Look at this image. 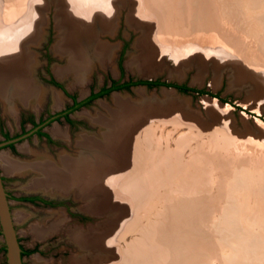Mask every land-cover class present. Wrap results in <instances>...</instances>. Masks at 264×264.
<instances>
[{
	"label": "rangeland",
	"instance_id": "obj_1",
	"mask_svg": "<svg viewBox=\"0 0 264 264\" xmlns=\"http://www.w3.org/2000/svg\"><path fill=\"white\" fill-rule=\"evenodd\" d=\"M144 1L113 0L115 4L112 3L111 15H108L105 21L109 17H113L114 25L112 29L108 30L98 28L96 40L93 41L104 42L109 45L111 50L109 58L102 60L100 53L92 49V44L87 46L89 65L80 76L82 80H79L75 79L71 71H67L68 74L63 71L72 58L69 51H63L59 48V44L62 43L63 36L65 37L67 32L65 27H62L60 19L64 15L67 17L65 0H0V18L2 19L0 27H5V34L7 33L8 36L10 34V37L4 39L12 40L10 42L15 43L18 39H24L21 38V34L26 37L24 39L27 42L25 49L31 57L28 63L31 68H29V74L33 79L35 78V82L46 88L37 107L25 106L15 99L13 101V105H15L13 114L5 109L0 99V129L9 128L12 133L16 132L19 130L18 122L22 116L29 113L33 114L35 111L39 113L43 111L56 112L72 102L69 95L83 99L92 91L97 92L102 86H108L112 80L120 83L160 80L174 84H185L195 89L201 88L211 93V95L192 91L183 93L173 87L163 85L156 87H147L142 84L132 85L128 89L113 90L107 95L95 98L87 105L71 113L70 118L75 122L73 128L68 127L63 120L48 124L45 127L46 131H50L54 125L66 131L68 142L62 140L63 142L59 143L62 147L47 146L43 140L36 137L19 142L17 147L24 145L27 149L21 150V152L19 150L13 153L14 155L9 152L8 147H1L0 152H7L15 159L31 160L36 157V152L42 153L40 155H45L44 152H47L46 154L56 158L59 151L71 155L80 152L79 146L77 147L75 144L79 133L84 131L96 134L99 131L100 127L97 122L91 119V116H95L94 119L97 116V118L107 117L109 120L116 116V119L112 120L123 119L125 126H129L130 129L134 125L136 127H134L135 131H130L128 127L127 129L123 126L130 133L125 132V130L120 133V136L121 134L125 137L128 135L126 138L131 136V139L136 140L135 147L138 146L136 147L138 153L135 154L137 157L133 158V165L136 166V169L132 166L129 168L132 171L130 170L129 173L128 170L124 171L127 173L124 176V172L122 173L120 170H123L122 165L126 162L124 158V160L122 159L121 154H117V159L113 163L106 165L112 167L117 162L112 168L115 173L117 171L116 177L110 183L115 182L117 184L118 182L116 187H119L113 188L114 186L111 184L104 193L108 192L110 195L112 193L110 189H118L120 191L112 193V197L117 200V197L120 196V199L116 202H107L110 205L106 203L104 212L100 211L101 213L94 214V220L85 223L80 224L71 219L62 207L49 208L21 201L20 197L26 195L42 194L46 196L49 194L41 190H29L26 187L30 178L36 174L35 172L23 174L15 171L5 172L0 166V171L5 177V187L10 198L9 207L18 240L20 246L27 252L23 256V264H40L35 258H38L43 264H108L105 261L112 259L113 264H134L132 245L137 246L139 238L136 237L143 238L140 241H145L148 240L147 236L149 235L154 236L153 242L155 244L152 245L158 247L153 249L152 246L151 254L154 253V257L149 254L150 256H146V259L143 260V264L145 262L146 264H226V262L227 264L228 262L230 264L232 262V264H245L247 261H250L247 264H258L259 261V264H264V0H178L179 3L177 0H170L171 6L177 4L172 7L173 15L171 13L170 17H165L166 12L163 5L153 2L152 5L154 6H151L150 3L148 7H145ZM135 3H138L137 8ZM182 4L186 5L183 6L184 9L181 8ZM174 10L178 15L175 16ZM134 13H137L135 14L136 19H132ZM18 14L21 16L19 17ZM4 16L8 17L10 24ZM171 16L176 18V23ZM19 19H23L25 23L19 24ZM191 19L193 21L190 22ZM210 22L212 25H209ZM170 23L172 24L170 25ZM193 27H198L200 31L198 32ZM205 34H207V38ZM145 36L147 44L154 52L150 57H147L144 46L138 45L141 38ZM186 37L187 39H185ZM188 37H192L191 40ZM204 38L206 41L203 40ZM164 39H169L170 43ZM208 40H212L210 41L211 44ZM173 44L176 45V48ZM181 52L185 56L183 59L177 56ZM134 56L138 59L131 61L130 58ZM143 57L145 58L142 60ZM148 58L150 63H147ZM239 66L241 69L238 70L237 67ZM59 69L63 71L61 76ZM50 76H54L63 88L49 84L47 80ZM52 90H56L60 94L61 102L58 105H54ZM111 109L115 112L111 113ZM125 111L131 112L128 114L130 119L125 117L127 116ZM85 112H88L89 116H86ZM120 115L124 117L122 118ZM66 126L67 130L65 129ZM132 132L137 137L136 135L132 136ZM215 144L218 146L214 148ZM112 148L115 150V144ZM212 148H214L213 151ZM159 150L162 151L158 152ZM151 151L153 153L156 151V155ZM208 151L211 153L215 151L214 154L216 155L211 153L206 155ZM139 159L140 161H138ZM118 160H121L122 164ZM151 160H154L156 165L153 163L150 165L152 170L145 171L150 168ZM157 162H159L160 167ZM145 164L147 167H143ZM102 166L106 167L105 165H96L93 168L91 166L90 171L99 173L103 169ZM155 166L157 171L154 170ZM163 168L166 171L162 170ZM90 171L88 172L91 173ZM152 171L157 173L155 177L154 174L151 175ZM152 176L154 178L151 181ZM119 178L122 186L119 183ZM216 179L218 180L216 181ZM145 180L148 182L145 183ZM130 181L132 182L130 186L134 185L136 188L133 186L132 190L128 189V187L130 188L128 185ZM171 193L175 194L172 196ZM96 195L100 196L101 194ZM165 195L170 196L163 198ZM53 196L71 200L70 206L75 211H86L85 207L84 209L82 207L86 204L85 200L75 197L72 192L66 195L56 194ZM203 196L204 198L206 196V200L209 201H206ZM138 198L139 202H137ZM257 208L258 210H256ZM163 210H165V215H161ZM159 212L160 217L156 216ZM172 214L178 215V221ZM120 218L121 220H118ZM171 219L175 220L176 223ZM157 222H164L165 224L161 225L166 226L167 229ZM54 223H56L55 229L53 228L51 231L48 228L41 235L33 229V226L50 227ZM147 224L151 227L149 228ZM159 225L166 230H163ZM91 226L97 229H93L94 231L106 233L104 234L107 235L105 242L112 239V242L106 244L105 249H99L95 245L81 249L71 238L76 232L79 234L88 232ZM171 226H175V229ZM113 228L116 229V232ZM158 228L161 229V233ZM145 229L148 230L145 231ZM170 229H172V233ZM149 230L151 232H148ZM156 230L160 233L159 240V233ZM162 231H167L165 233L167 236L165 234L163 236ZM113 232L116 235L113 234L112 237ZM109 237H111L110 240ZM134 240L137 241L134 243ZM130 242H133L132 245H129ZM148 242L151 244L150 241ZM149 257L153 261H150ZM237 259L239 260L237 261ZM103 260L104 263H102ZM138 260L139 258H136L135 261ZM5 263V246L0 237V264Z\"/></svg>",
	"mask_w": 264,
	"mask_h": 264
},
{
	"label": "bare ground",
	"instance_id": "obj_2",
	"mask_svg": "<svg viewBox=\"0 0 264 264\" xmlns=\"http://www.w3.org/2000/svg\"><path fill=\"white\" fill-rule=\"evenodd\" d=\"M137 1V0H136ZM175 1V0H174ZM183 1V0H182ZM204 1V0H203ZM153 2H157L158 5H163L165 8V17L168 16L170 17L171 13L173 15V6H171V3H170V0H145L144 1V4H145V7H148L149 4L151 6H154L152 5ZM177 2L179 3V1L177 0ZM176 2V3H177ZM112 3L113 0H65V5L67 6V17L64 15V17H60L61 19V24L63 25L62 27H65V29L67 30L66 34H65V37L63 36V41H61L62 43L59 44V48L63 51H69L72 55V58H71V61H70V58H69V63H68V66H66L64 68L63 71L67 72V71H71L73 73V76L75 77V79H79V80H82L80 79L81 77V74L87 70V67L89 65V62H88V56L87 55V50H86V47L89 46L90 44H92V49L94 51H96L97 53H100V55L102 56V60H105L106 58H109V53H110V47L109 45L105 44L104 42H93L94 40H96V36H97V33H98V28L101 29V30H108V29H112L113 25H114V19L113 17H109L107 21H105V18H107L108 15H111V12H112ZM142 3V2H141ZM181 3H184V2H181ZM180 3V4H181ZM215 3V2H214ZM213 3V4H214ZM233 3V2H232ZM115 4V3H114ZM155 4V3H154ZM173 4V3H172ZM137 5L138 3H135V7L137 8ZM177 5V4H176ZM175 5V6H176ZM185 5V4H184ZM183 4L181 5L183 8L184 6ZM191 5V4H190ZM21 6V5H20ZM141 6V5H140ZM157 6V5H156ZM186 6V5H185ZM9 7V6H8ZM209 7V6H208ZM6 8V7H5ZM10 8V7H9ZM162 8V9H163ZM8 9V8H7ZM176 9V8H175ZM184 9V8H183ZM141 10V9H140ZM176 10H179L178 8ZM11 12V9L9 10ZM13 11V10H12ZM22 11V10H21ZM143 11V10H142ZM183 11V10H182ZM186 11V10H185ZM184 11V12H185ZM203 11V10H202ZM19 12V11H18ZM137 12V11H136ZM175 12V10H174ZM188 14H190L189 11H187ZM116 13V12H115ZM183 13V12H182ZM181 13V14H182ZM201 13V12H200ZM11 14V13H10ZM27 14V13H26ZM135 14L137 13H134V16H132V19H136L135 18ZM175 16H176V12L174 13ZM184 14V13H183ZM193 14V13H192ZM24 17H25V14L23 13ZM153 15V14H152ZM178 15V14H177ZM199 15V14H198ZM6 16V15H5ZM4 16V17H5ZM19 16V14H18ZM18 16L17 19H18ZM21 16V14H20ZM19 16V17H20ZM146 16V15H145ZM181 16V15H180ZM172 17V16H171ZM174 17V16H173ZM172 17V18H173ZM183 17V16H181ZM192 17V16H191ZM190 17V18H191ZM6 19L8 17H5ZM4 18V19H5ZM22 18V17H21ZM164 18V17H163ZM186 18V17H185ZM189 18V19H190ZM16 19V20H17ZM171 19V18H170ZM187 19H188V16H187ZM194 19V17H193ZM193 19L190 20L193 21ZM1 18H0V23H1ZM8 20V23L10 24L9 22V19ZM6 20V21H7ZM20 20V23L19 24H24L25 22L23 21V19H19ZM26 20V19H25ZM176 18H173V21L176 23ZM12 21V20H10ZM166 21V20H165ZM172 21V22H173ZM189 21V20H188ZM3 22V21H2ZM146 22V21H145ZM148 22V20H147ZM146 22V23H147ZM167 22V21H166ZM173 22V23H174ZM186 22V21H185ZM185 22H184V26H185ZM7 23V22H5ZM4 23V24H5ZM28 23V22H27ZM194 23V22H193ZM3 24V25H4ZM172 23H170L171 25ZM196 24V23H195ZM29 25V24H27ZM164 25V24H163ZM166 25V23H165ZM165 25L163 26L165 28ZM191 25V24H190ZM209 25H212V23L210 22ZM2 26V25H1ZM22 26V25H21ZM59 26V25H58ZM174 26V25H173ZM186 26H187V22H186ZM185 26V27H186ZM193 26V25H192ZM197 26V25H196ZM9 27V26H8ZM23 27V26H22ZM7 28V27H6ZM194 28V27H193ZM196 28V27H195ZM194 28V29H195ZM25 29V28H24ZM182 29V28H181ZM191 29V28H190ZM198 30V32L200 31V29L197 27L196 28ZM5 30V27H0V99L2 100L4 106H5V109L13 114V111H14V106L13 105V101L15 99H17L16 101L20 102L21 104L25 105V106H29V105H32V107H37L39 105V102H40V98H41V95L46 91V88L45 87H42L40 86L37 82H35V78L33 79L30 74H29V66H28V63L31 59L30 57V54L26 51L25 49V44L27 43L26 41H24V39H26V37L22 36L21 34V38H24V39H21V40H17L15 41V43H11L12 40L10 41H7L5 40L4 38L5 37H10V34L8 36V34L4 32ZM22 30V29H21ZM159 30V29H158ZM163 30V28H162ZM20 31V30H18ZM193 31V30H192ZM9 32V31H8ZM21 32V31H20ZM24 32V35H25V30L23 31ZM64 32V31H63ZM62 32V33H63ZM195 32V30H194ZM194 32H192V34H194ZM191 34V31L189 32ZM201 33H204V32H201ZM210 33H211V30H210ZM163 34V33H162ZM189 34V35H190ZM200 34V33H199ZM20 35V34H18ZM187 35V34H186ZM196 35V34H195ZM207 34H205V37L207 38L206 36ZM209 35V34H208ZM14 36V35H13ZM160 36H162L160 34ZM159 36V37H160ZM164 36V34H163ZM162 36V38H164ZM12 37V36H11ZM16 37V36H15ZM18 37V36H17ZM158 37V36H157ZM184 37V36H183ZM213 37V36H212ZM190 40L192 37H188ZM206 38H204L203 40H205ZM209 38V37H208ZM219 38V36H218ZM150 39V38H149ZM161 39V38H160ZM172 39V38H171ZM187 39V37L185 38ZM152 40V38L150 39ZM166 41H169V39H164ZM193 40V39H192ZM200 40H201V36H200ZM202 40V42H203ZM222 40V39H220ZM138 41V40H137ZM149 41V40H148ZM165 41V42H166ZM206 41V40H205ZM209 41V40H208ZM212 41V40H210ZM209 41V43L211 44V42ZM219 41V40H218ZM217 41V42H218ZM14 42V41H13ZM179 42V41H178ZM152 43V42H151ZM167 43V42H166ZM170 43V41H169ZM214 43V41H213ZM223 43V42H222ZM191 44V42H190ZM195 44V43H194ZM217 44V43H216ZM138 45H142L144 46V51L145 53L148 55L147 57H150V55H153L151 51V47H149V44H147V38L146 36L144 38H141V42L138 43ZM163 45V44H162ZM175 45V44H173ZM178 45V44H177ZM220 45V44H219ZM179 46V45H178ZM177 46V47H178ZM182 46V45H181ZM187 46V45H186ZM190 46V45H189ZM202 46V45H201ZM200 46V47H201ZM221 46V45H220ZM223 46V45H222ZM225 46V45H224ZM112 47V46H111ZM216 47L218 48V46L216 45ZM137 48V47H136ZM175 48H176V45H175ZM180 48V46H179ZM220 48V47H219ZM222 48V47H221ZM154 49V48H152ZM181 50H183V48H181ZM190 50V49H189ZM179 51V50H178ZM184 51V50H183ZM222 51V49H221ZM220 51V52H221ZM225 51V50H224ZM60 52V50H59ZM186 52V51H185ZM191 52V51H190ZM223 52V51H222ZM229 52V51H228ZM61 53V52H60ZM66 53V52H65ZM154 53V52H153ZM187 53V52H186ZM217 53V52H216ZM227 53V52H226ZM63 54V53H62ZM221 54V53H220ZM224 54V53H222ZM99 55V56H100ZM225 55V54H224ZM229 55V54H228ZM132 56V55H131ZM156 55H154L155 57ZM176 56V55H175ZM179 58L183 59L185 56L182 54H178L177 55ZM176 56V57H177ZM153 57V56H152ZM151 57V58H152ZM157 57V56H156ZM232 57V56H231ZM66 58V56H65ZM136 58V59H135ZM145 57L142 58V60L144 59ZM138 58L136 56H134L133 58H130V60H137ZM218 59V57H217ZM230 59V58H229ZM108 60V59H107ZM261 60V59H260ZM233 61V60H232ZM67 62V61H66ZM145 62V61H144ZM147 62V61H146ZM150 59L148 58V62L147 63H150ZM234 62L237 63V61L234 60ZM233 62V64L235 65V63ZM128 63V62H127ZM135 63V62H134ZM239 63V62H238ZM143 64V63H142ZM31 65V64H30ZM238 66V64H236ZM241 65V64H240ZM31 69V68H30ZM237 69H241V67H237ZM61 71V73L59 72L60 76L61 74H63L62 72V69H59ZM88 72V71H87ZM68 74V72H67ZM69 76V75H68ZM82 84V83H81ZM52 94H53V99H54V102L55 104L54 105H58L60 102H61V97H60V94L59 92H57L56 90H52ZM119 96V95H118ZM117 96V97H118ZM116 97V98H117ZM115 102V100H114ZM134 103V102H133ZM123 104V102H122ZM13 105V106H12ZM121 105V104H120ZM124 105V104H123ZM138 105V104H137ZM118 107V106H117ZM126 109V108H124ZM134 111V110H133ZM115 111H112L111 109V113H113ZM126 112V111H125ZM15 113V112H14ZM131 112L130 111H127L126 114L127 116H125L127 119H130L128 118V114H130ZM85 115L86 116H89V113L88 112H85ZM118 115V114H117ZM122 116V115H120ZM136 116V115H135ZM95 116H91V119H93V121L97 122L98 126L100 127L99 128V131L94 134V133H88V132H81L77 135V139H76V145L77 147L79 146L80 148V152L76 155H71V154H67L65 153L64 151H59L57 153V160H55L52 156H49V154H46L44 152L45 155H40L38 154V152H36L35 154V158L31 159V160H19V159H15L13 158L9 153L7 152H0V166L3 168V170L5 172H11V171H15V172H18V173H28V172H35L36 174L34 176H32V178H30V180L28 181V184H27V188H29V190H41L42 192L44 193H47L49 195H56V194H59V195H66L68 193H73L75 197H78L79 199H86V201L88 200V204L85 205V206H82L83 209L85 207V210L89 211V212H96V213H99L100 211L101 212H104V209H105V206H106V203L107 202H116V201H119V197H117V200L114 199L112 197V193H115V192H119L120 190L118 189H110L112 190V193L109 195L108 192L107 193H104L105 190L108 188L109 185L112 184V186H114L113 188H118L116 187L118 185V182L117 184L114 183H110L111 181H114V178L116 177V173L113 171L114 168L113 166L117 163H114L113 166H106L107 164L109 165L110 163H113L114 160H116V156L117 154H121V157L122 159L124 158L125 159V164L122 165L124 168L123 170H119L123 173L124 171H127L128 170V173L130 172L129 168H131L132 166L135 168L136 166H134V157H137V154L138 152L136 151V140L135 139H131V136H129L128 138H126L128 135L125 136H120V133L124 132L125 128H123V126H125V124L123 123V119H117V120H112V119H116L115 117L114 118H110V120L107 118V117H99V118H95ZM111 117V116H110ZM124 116H122L123 118ZM134 117V116H133ZM125 118V119H126ZM134 119V118H133ZM130 122V121H129ZM135 123V122H134ZM140 124V123H139ZM129 125V124H128ZM132 125V124H131ZM133 126V125H132ZM131 126V127H132ZM142 126V125H140ZM126 128L129 126H125ZM134 127L135 125L133 126L132 129H128L130 131L134 130ZM136 128V127H135ZM139 128V126H138ZM137 128V129H138ZM128 130H125V132H129ZM140 130V129H139ZM138 130V131H139ZM51 133L55 136V137H59V138H62L64 140H68L67 138V134H66V131L65 130H62L61 127L57 126V125H54L52 128H51ZM135 131V130H134ZM137 131V130H136ZM130 133V132H129ZM128 133V134H129ZM137 133V132H136ZM130 135V134H129ZM131 135H136L134 132L131 133ZM121 137V138H120ZM125 137V138H124ZM137 137V135H136ZM134 137V138H136ZM144 137V135H143ZM150 137V136H149ZM116 139H117V142H116ZM138 139V138H137ZM218 139V138H217ZM216 139V140H217ZM223 140V139H221ZM144 141V140H143ZM153 141V140H152ZM215 141V140H214ZM138 142V140H137ZM218 142V141H217ZM216 142V143H217ZM152 143V142H151ZM183 143V142H181ZM115 144V150L114 148H112V146ZM218 145L220 144L219 142L217 143ZM217 144L214 145V148L215 146H218ZM139 145V144H138ZM141 145V144H140ZM155 145V144H154ZM180 145V144H179ZM183 144H181L182 146ZM188 145V144H187ZM210 145V144H209ZM208 145V146H209ZM143 147V145H141ZM179 146V147H181ZM184 146V145H183ZM186 146V145H185ZM153 147V146H152ZM192 147V146H191ZM219 147H221L219 145ZM226 147V146H225ZM140 148V147H139ZM166 149H169L167 147H165ZM195 148V147H194ZM212 148V151L213 149ZM19 149L21 150H26V147L24 148V146H20ZM165 149V150H166ZM180 149V148H178ZM196 149V148H195ZM218 149V148H217ZM216 149V150H217ZM139 150V149H138ZM149 150V149H148ZM156 150V149H155ZM158 150V149H157ZM176 150V149H175ZM182 150V149H181ZM32 151V150H31ZM147 151V150H146ZM162 150H159L158 152H161ZM194 151V150H192ZM218 151V150H217ZM227 151V150H226ZM225 151V152H226ZM153 153V151H151ZM177 152V151H176ZM206 152V151H205ZM203 152V153H205ZM156 151H154L153 154H155ZM166 153V152H164ZM172 153V152H171ZM209 152L206 154V155H209ZM215 153V151H214ZM213 152L211 154H214ZM238 153V152H237ZM147 154H148V151H147ZM147 154H145L147 156ZM158 154H162V153H158ZM157 154V156H158ZM190 154V153H189ZM230 154V153H229ZM109 155V156H108ZM139 155V154H138ZM156 155V154H155ZM154 155V157H155ZM163 155V154H162ZM165 156L167 154H164ZM169 155V154H168ZM197 155V154H196ZM216 155V154H214ZM227 155V154H226ZM176 156V155H175ZM191 156V155H190ZM193 156V155H192ZM195 156V155H194ZM193 156V157H194ZM211 156V155H210ZM225 156V155H224ZM223 156V157H224ZM238 156V155H237ZM153 157V159H154ZM164 157V156H163ZM174 157V156H173ZM222 157V158H223ZM145 158V157H144ZM165 158V157H164ZM168 158V157H166ZM176 158V157H174ZM228 158V157H227ZM121 159V160H122ZM123 159V160H124ZM142 159V158H141ZM149 159V158H147ZM147 159H145L147 161ZM151 159V157H150ZM149 159V160H150ZM156 159V158H155ZM169 159V158H168ZM167 159V160H168ZM237 159V158H236ZM121 160L119 161L121 163ZM144 160V163L146 162ZM161 160V159H160ZM166 160V159H165ZM226 160V159H225ZM233 160V159H232ZM140 161V159L138 160ZM154 161V160H153ZM152 160L150 161L151 163L149 164L152 165L154 162ZM159 161V160H157ZM162 161V160H161ZM133 162V163H132ZM156 162V161H155ZM173 162V161H172ZM221 162V161H220ZM224 162V161H223ZM158 166L160 167L159 165V162H157ZM162 163V162H161ZM160 163V164H161ZM236 163V162H235ZM122 164V163H121ZM204 164V163H203ZM243 164V163H242ZM96 165H105L106 167H103L102 170H100L99 173H95L94 171H90V167L92 166L95 167ZM112 165V164H111ZM135 165H138V164H135ZM154 165H156V163H154ZM120 166V167H122ZM141 166V165H140ZM163 166V165H162ZM161 166V167H162ZM241 166V165H239ZM101 167V168H102ZM119 167V166H117ZM143 167H147L146 164L143 166ZM154 167V166H153ZM164 167V166H163ZM206 167V166H205ZM211 167V166H210ZM245 167V166H244ZM99 169V166L97 167ZM158 168V167H157ZM136 169V168H135ZM146 169V168H145ZM151 169V166L150 168L146 169L145 171ZM167 169V168H166ZM233 169V168H231ZM235 169V168H234ZM245 169V168H243ZM96 170V168H95ZM118 170V171H119ZM137 170H140V169H137ZM136 170V171H137ZM152 170V169H151ZM149 170V171H151ZM154 170H156V166L154 168ZM162 170H165L164 168ZM193 170V169H191ZM225 170V169H224ZM88 171H90L91 173H89ZM132 171V170H131ZM141 171V170H140ZM138 171V172H140ZM148 171V172H149ZM157 171V170H156ZM159 171V170H158ZM166 171V170H165ZM221 171V170H220ZM235 171H238V170H235ZM93 172V173H92ZM143 172V171H142ZM219 172V171H217ZM226 172V171H225ZM240 172V171H238ZM244 173H246L245 171H243ZM242 172V173H243ZM126 172H124V176L127 174H125ZM147 173V172H145ZM166 173V172H164ZM163 173V174H164ZM223 173V172H222ZM221 173V175H222ZM243 173V174H244ZM143 174V173H141ZM147 174H150V173H147ZM146 174V175H147ZM154 174V177L157 175V173H151V175ZM159 174L160 171H159ZM158 174V175H159ZM178 174V173H177ZM204 174V173H202ZM217 174V173H215ZM232 174V173H230ZM235 174V173H234ZM119 175V174H118ZM130 175V174H129ZM150 175V176H151ZM179 175V174H178ZM224 175H227V174H224ZM241 175V174H240ZM120 176V175H119ZM139 176V175H138ZM137 176V178H138ZM123 177V176H121ZM120 177V178H121ZM142 177V176H141ZM145 177V176H143ZM153 176L150 178L151 181H152V178H154ZM158 177V176H157ZM198 177V176H197ZM224 177V176H223ZM119 178V179H120ZM147 178V177H146ZM160 178V177H159ZM184 178V177H183ZM191 178V177H190ZM227 178V177H226ZM109 179H112V180H109ZM123 179V178H121ZM121 179L119 180L120 182V185L122 184L121 182ZM132 179V177H131ZM145 179V178H144ZM148 179V180H150ZM219 179V178H218ZM216 179V181L218 180ZM116 180V179H115ZM128 180H130L128 178ZM133 180V179H132ZM143 181V179H141ZM159 180V179H158ZM176 180V179H174ZM204 180V179H203ZM258 180V179H257ZM88 181V182H87ZM117 181V180H116ZM123 181V180H122ZM126 181V180H125ZM135 181V180H133ZM147 180H145V183ZM150 181V182H151ZM178 181V180H176ZM137 182V181H136ZM186 182V181H185ZM212 182V181H211ZM130 183H132L131 181L129 182V186H130ZM135 183V182H134ZM144 183V185H145ZM152 183V182H151ZM184 183V182H183ZM136 184V183H135ZM149 184V183H148ZM168 184V183H167ZM179 184V182H178ZM195 184V183H194ZM133 185V184H131ZM137 185V184H136ZM176 185V184H175ZM211 185V184H209ZM122 186V185H121ZM120 186V187H121ZM126 186V184H125ZM134 186V185H133ZM133 186H130V188L128 187V189H131L132 190V187ZM141 186V185H140ZM139 186V187H140ZM152 186V185H151ZM178 186V185H176ZM212 186V185H211ZM224 186V185H223ZM135 187V186H134ZM199 187V186H198ZM208 187V186H206ZM110 188V187H109ZM124 188V187H123ZM126 188V187H125ZM136 188V187H135ZM156 188V187H155ZM167 188V187H166ZM183 188V187H182ZM192 188V187H191ZM122 189V188H121ZM142 189V188H141ZM139 189V190H141ZM172 189H174L172 187ZM194 189V188H193ZM196 189V188H195ZM210 189V188H209ZM109 190V189H108ZM107 190V191H108ZM177 190V189H176ZM175 190V192H176ZM137 191H138V187H137ZM181 191V190H180ZM179 191V192H180ZM183 191V190H182ZM181 191V192H182ZM191 191V189H190ZM189 191V192H190ZM214 191V190H213ZM133 192V191H132ZM171 192V191H170ZM185 192V191H184ZM188 192V191H187ZM198 192V191H197ZM202 192V191H200ZM204 192V191H203ZM206 192V191H205ZM101 194L100 196H97L96 194ZM110 193V192H109ZM130 193V192H129ZM139 193V192H137ZM136 193V195H137ZM196 193V192H195ZM236 193V192H235ZM107 194V195H106ZM132 194V193H131ZM142 194V193H141ZM144 194V192H143ZM165 194V193H164ZM172 196L175 194V193H171ZM217 194V193H216ZM178 195V194H177ZM193 195H194V192H193ZM207 195V194H206ZM215 195V193H214ZM229 195V194H227ZM238 195V194H237ZM135 196V195H134ZM170 196V195H168ZM168 196H164L163 198H167ZM209 196V195H208ZM129 197V196H128ZM132 197V196H131ZM214 197V196H213ZM212 197V198H213ZM227 197V196H226ZM180 198V197H179ZM204 198V196H203ZM217 198V197H216ZM225 198V197H224ZM162 199V198H161ZM206 200V196L204 198ZM215 199V198H214ZM259 198L257 197V200ZM133 200V199H132ZM136 200V199H135ZM142 200V199H141ZM146 200V203H147V199L145 198ZM163 200V199H162ZM167 200V199H165ZM181 200V199H180ZM208 200V199H207ZM206 200V201H207ZM213 200V199H212ZM211 200V202H213ZM220 200V199H219ZM236 200V199H235ZM143 201V200H142ZM188 201V200H187ZM204 201V202H206ZM209 201V200H208ZM139 202V198H138V201ZM160 202V201H159ZM166 202V201H165ZM191 202V201H189ZM87 203V202H86ZM118 203V202H117ZM116 203V204H117ZM121 203V202H120ZM132 203V202H131ZM183 203V202H181ZM185 203V202H184ZM187 203V202H186ZM227 203V202H226ZM230 203V202H228ZM110 205V203H107V205ZM164 204V202H163ZM121 205V204H120ZM120 205H118L120 207ZM142 205V204H140ZM144 205V204H143ZM150 205V204H149ZM166 206H168V204H165ZM178 205V204H177ZM180 206L182 204H179ZM187 205V204H185ZM197 205V204H196ZM207 206V204H204ZM131 206V205H130ZM174 206V205H173ZM179 206V207H180ZM184 206V204H183ZM189 206V204H188ZM215 206V205H214ZM256 206H257V202H256ZM118 207V209H119ZM196 207V206H195ZM258 207V206H257ZM108 208V207H106ZM121 208V207H120ZM134 208V207H132ZM137 208V207H136ZM176 208V207H175ZM181 208V207H180ZM183 208V207H182ZM199 208L200 205H199ZM127 209V208H126ZM162 209V208H161ZM206 209V208H205ZM160 210V209H159ZM158 210V211H159ZM178 210V209H176ZM184 210H187V209H184ZM190 210V209H188ZM258 210V208L256 209ZM261 210V209H259ZM120 211V210H119ZM161 211V210H160ZM164 211L163 210V213H161V215H165L164 214ZM180 211V210H179ZM100 212V213H101ZM176 212V211H175ZM174 212V213H175ZM191 212V210H190ZM203 212V211H202ZM184 213V212H183ZM129 214V212H128ZM158 214V213H157ZM177 214V213H176ZM217 214V213H216ZM221 214V213H220ZM151 215V214H150ZM180 215V214H179ZM156 216H159L160 217V212L158 215ZM167 216V215H166ZM173 217H176V220L178 221L177 219V216H175L174 214H172ZM211 216H213L211 214ZM124 217V216H122ZM162 217V216H161ZM172 217V218H173ZM180 217V216H179ZM164 218V216H163ZM162 218V219H163ZM129 219V217H128ZM166 219V218H164ZM163 219V220H164ZM182 219V218H181ZM180 219V221H181ZM216 220V218H214ZM219 219V218H218ZM118 220H121L118 219ZM117 220V221H118ZM124 220V219H123ZM172 220V219H171ZM128 221V220H127ZM130 221V219H129ZM160 221V220H158ZM173 222L175 220H172ZM179 221V223H180ZM263 221V220H261ZM120 222V221H119ZM119 222L117 223V225L119 224ZM124 221H122L123 223ZM166 222V221H165ZM170 222V221H169ZM171 222L172 224L176 223V221L173 223ZM199 222V221H198ZM201 222V221H200ZM128 223V222H127ZM160 225L161 224H165L164 222H159ZM157 222V224H159ZM262 223V222H261ZM259 223V224H261ZM43 224V223H42ZM121 224V223H120ZM124 224V223H123ZM154 224V223H153ZM116 225V224H115ZM114 225V226H115ZM127 225V224H126ZM137 225V224H136ZM150 225V224H149ZM159 225V226H160ZM171 225V224H170ZM258 225V224H257ZM113 226V225H111ZM138 226V225H137ZM143 226V225H142ZM148 226V224H147ZM158 226V227H159ZM163 226V225H161ZM160 226V227H161ZM168 226V224H167ZM179 226V225H178ZM261 226H263L261 224ZM56 227V223H54L53 225H51L50 227H43V226H33V229L36 231L37 234H42L44 232L47 231V229L49 228V230L52 231V229L54 228L55 229ZM118 228V226H115ZM146 227V226H145ZM149 227V226H148ZM151 227V225H150ZM149 227V228H150ZM153 227V226H152ZM172 228H174L175 226H171ZM177 227V226H176ZM135 228V227H134ZM141 230L142 228L139 227ZM138 228V229H139ZM162 228V227H161ZM163 228H166V226H163ZM162 228V229H163ZM114 231L116 230L115 228H113ZM153 229V228H152ZM160 230V233H161V229L158 228ZM167 229V228H166ZM166 229H163V230H166ZM175 229V228H174ZM94 230H97V229H94ZM92 228L88 230V232L84 233V234H79L78 232L74 233V236H72L71 238L75 240V242L77 243V245L80 246L81 249H85L87 247H89L90 245H95L97 248L99 247V249H105L106 247V244L109 243L112 239L111 237H109V240L110 241H106L105 242V238L106 236L104 234V232H97V231H94ZM112 230V229H111ZM133 230V229H132ZM148 230V229H145V231ZM155 230V229H154ZM171 230V233L173 232L172 229ZM259 230V229H258ZM113 231V230H112ZM144 231V230H143ZM158 232V230H156ZM168 231V230H167ZM167 231H162V235L165 234ZM116 232V231H115ZM138 232V231H137ZM148 232H151L150 230ZM164 232V233H163ZM110 233V232H108ZM159 233V232H158ZM158 233H156L158 235ZM160 233H159V238L158 240L160 239ZM169 233V232H168ZM167 233V234H168ZM169 233V234H171ZM113 234H115L114 232L112 233V237H113ZM147 234V233H146ZM153 234V233H152ZM168 234V235H169ZM73 235V234H72ZM116 235V234H115ZM114 235V236H115ZM154 235V234H153ZM166 235V234H165ZM163 235V236H165ZM37 237H39L38 235H36ZM167 236V235H166ZM120 237V236H119ZM152 237V238H151ZM153 237L152 235H149L147 236L148 240H145V241H140L142 240L143 238H140V237H136L137 239L139 238L138 240V244L137 246H133L132 243L129 244V245H132L133 247V254L132 256L134 257L133 262L134 264H143V260L146 259V256H150L151 257H154L152 253L153 249H155L154 247L156 246H153L152 244L155 242H153ZM162 237V236H161ZM117 239V238H116ZM114 239V240H116ZM113 240V241H114ZM157 240V241H158ZM199 240V239H198ZM137 240H134V243L136 242ZM140 241V242H139ZM150 241L151 244L148 242ZM156 241V242H157ZM112 242V241H111ZM149 243V245H148ZM158 244V243H157ZM153 246V249H151ZM158 247V246H157ZM128 248V247H127ZM251 249L253 247H250ZM255 249V248H254ZM262 249V248H261ZM128 250V249H126ZM132 250V248H131ZM118 252V251H117ZM131 252V253H132ZM160 252V251H159ZM253 252V251H252ZM251 252V253H252ZM121 253V252H120ZM130 253V252H129ZM130 253V254H131ZM247 253V252H246ZM250 253V255H251ZM119 254V252L117 253ZM150 254V255H149ZM247 256V254H245ZM249 255V254H248ZM261 255V254H260ZM121 256V255H120ZM139 260L138 261H135L136 258ZM244 257V256H243ZM242 257V258H243ZM263 257V256H262ZM246 258V257H245ZM247 258H249L247 256ZM258 258V257H257ZM264 258V257H263ZM37 261H39L40 264H43L42 261L38 260V258H35ZM127 259H128V256H127ZM150 259V257H149ZM113 260V259H112ZM110 260V261H105V263L108 262V264H113V261ZM239 259H237L238 261ZM241 260V259H240ZM242 260H247V259H242ZM258 260V259H257ZM260 260V259H259ZM258 260V261H259ZM262 260V259H261ZM98 261V260H97ZM120 261V260H119ZM148 261V260H146ZM150 261H153L150 259ZM178 261V260H177ZM229 261V260H228ZM253 261V260H252ZM263 261V260H262ZM102 262V261H101ZM118 262V260H117ZM126 262V261H125ZM176 262V261H175ZM248 262V261H247ZM247 262L245 264H247ZM250 262V261H249ZM248 262V263H249ZM260 262V261H259ZM258 262V264H259ZM38 263V262H37ZM104 263V260L103 262ZM119 263V262H118ZM153 263V262H152ZM174 263V262H173ZM233 263V262H232ZM231 263V264H232ZM257 263V262H255ZM124 264V263H123ZM146 264V262H145ZM227 264V262H226ZM228 264H230V262H228ZM238 264V263H237ZM244 264V263H242ZM251 264V263H250ZM253 264V263H252Z\"/></svg>",
	"mask_w": 264,
	"mask_h": 264
},
{
	"label": "flooded vegetation",
	"instance_id": "obj_3",
	"mask_svg": "<svg viewBox=\"0 0 264 264\" xmlns=\"http://www.w3.org/2000/svg\"><path fill=\"white\" fill-rule=\"evenodd\" d=\"M114 81L115 80H112L108 86H102L97 92H100L104 88L111 87V85L114 83ZM47 82L49 84L63 88L62 84L60 82L56 81L54 76H50L49 79L47 80ZM118 83L121 84L124 82H121V83L118 82ZM175 84L182 85L179 83H175ZM131 86L132 85H130L128 88H130ZM128 88H121V89H128ZM113 90H120V89H111L107 93L102 94L101 96L107 95ZM97 92L92 91L87 97H85L83 99H77L76 96L69 95L72 102L70 104L66 105L65 107L61 108L60 110L53 112V113L48 112V111H45V112L43 111L42 113L41 112L39 113L38 111L34 110L35 112L32 111V112H34L33 114L29 113L28 115L22 116L18 122L19 123V130H17L16 132L12 133L9 128L8 129H5V128L0 129V144H1L0 148L3 146L8 147L9 152L11 154L18 152L19 150L21 152V149H19V147H17V144L23 140L28 141V139H32L33 137H36L37 139L43 140L47 146L48 145H54L56 147H62V145H59V143L61 144V142H63L62 140H64V139H62V138L59 139V137H55L54 135H52L51 131H46L45 127L48 124L52 123L53 121L63 120L67 123L68 127L73 128L75 126V122L70 118V114L73 113L74 111H76L78 108L87 105V104H82L78 107H73L74 103L75 102L79 103L83 100H86L92 93H97ZM101 96H98V97H101ZM98 97H94L93 99H91V101L94 100L95 98H98ZM65 129L66 130L68 129L67 126L65 127ZM64 142H65V140H64ZM66 142H68V141H66ZM23 146L24 145H22V147ZM25 147L26 146H24V148ZM54 159L57 160V156ZM0 173H1V171H0ZM1 178L3 181V186H4L5 191L7 193V189L5 187V177L3 176L2 173H1ZM7 197H8V199H10L8 193H7ZM20 200L30 202L33 204H37V205H42L44 207H49V208L62 207V208H64V210L70 216L71 219H73L74 221H76L77 223H80V224L85 223V222L90 221V220H94L93 215L96 214V212H89L88 210H87L88 212H86V211L85 212L84 211L83 212L75 211L70 206V204L72 203L71 200H68L64 197H59V196H53V195H46L45 196L42 194H32V195H26V196L20 197ZM81 200H85V202H87L85 205L88 204V200L87 201H86V199H81ZM91 228L95 229L92 226L89 229H91ZM21 249L24 253L22 256H24L27 252H26V250L23 249L22 246H21Z\"/></svg>",
	"mask_w": 264,
	"mask_h": 264
},
{
	"label": "water",
	"instance_id": "obj_4",
	"mask_svg": "<svg viewBox=\"0 0 264 264\" xmlns=\"http://www.w3.org/2000/svg\"><path fill=\"white\" fill-rule=\"evenodd\" d=\"M0 237L5 246L6 264H23V256L21 255L22 249L20 246V242L18 240L17 231L11 215V211L9 207V199L7 197V193L3 186L1 173H0Z\"/></svg>",
	"mask_w": 264,
	"mask_h": 264
},
{
	"label": "trees",
	"instance_id": "obj_5",
	"mask_svg": "<svg viewBox=\"0 0 264 264\" xmlns=\"http://www.w3.org/2000/svg\"><path fill=\"white\" fill-rule=\"evenodd\" d=\"M137 84L146 85L147 87H156V86H160V85H165V86L175 87L178 91L183 92V93H187V92L192 91V92H197L199 94L207 93V94L211 95L210 92L205 91L204 89L190 88V87L186 86L185 84L177 85V84H174V83L163 82V81H160V80L128 81V82H124V83H121V84H119L117 81H114V83L111 85V87L104 88L100 92H97V93H92L86 100H83V101H81L79 103L75 102L73 107H78V106H80L82 104H88L91 101V99H93L94 97L101 96L102 94L107 93L111 89L128 88L130 85H137ZM3 249H4V247H3ZM23 254H24L23 251H21V255H23Z\"/></svg>",
	"mask_w": 264,
	"mask_h": 264
}]
</instances>
